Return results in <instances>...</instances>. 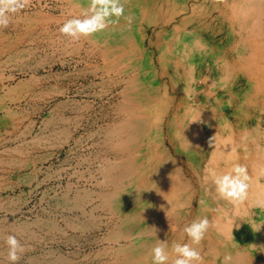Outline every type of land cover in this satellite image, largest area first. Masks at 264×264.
Masks as SVG:
<instances>
[{
	"label": "rangeland",
	"instance_id": "1",
	"mask_svg": "<svg viewBox=\"0 0 264 264\" xmlns=\"http://www.w3.org/2000/svg\"><path fill=\"white\" fill-rule=\"evenodd\" d=\"M89 2L28 0L0 29V235L16 264H152L158 239L172 264L202 216V264L231 243L237 264H264V0H123L130 21L62 35ZM234 163L251 176L240 202L211 180Z\"/></svg>",
	"mask_w": 264,
	"mask_h": 264
},
{
	"label": "clouds",
	"instance_id": "2",
	"mask_svg": "<svg viewBox=\"0 0 264 264\" xmlns=\"http://www.w3.org/2000/svg\"><path fill=\"white\" fill-rule=\"evenodd\" d=\"M27 5L28 0H0V29L7 28L12 23L13 17ZM122 17L130 21V17L125 16L123 0H90L80 16L65 20L58 31L72 40H79L81 37L87 38L103 31L109 24L118 23ZM211 180L218 197L228 202L245 200L251 187V176L247 165L241 163H234L230 169L221 173L212 172ZM212 224L207 216H202L186 225L183 231L189 242L172 245V250L176 253L172 264H202L203 256L194 245L201 243ZM7 243L9 260L11 264H16L19 259L18 252L23 250L22 246L15 236H9ZM168 246L167 240H157L151 249L152 264H168ZM231 260L232 256L225 254L222 264H230Z\"/></svg>",
	"mask_w": 264,
	"mask_h": 264
},
{
	"label": "bare ground",
	"instance_id": "3",
	"mask_svg": "<svg viewBox=\"0 0 264 264\" xmlns=\"http://www.w3.org/2000/svg\"><path fill=\"white\" fill-rule=\"evenodd\" d=\"M259 7H260V5H258ZM257 6V7H258ZM264 6V5H263ZM250 10V9H249ZM248 10V11H249ZM249 13V12H248ZM259 13V12H258ZM247 14V13H246ZM261 15H262V13H261ZM260 15V16H261ZM258 16V15H257ZM259 16V17H260ZM261 18V17H260ZM255 20H257V19H255ZM254 20V23H256V21ZM261 20V19H260ZM258 21V20H257ZM262 22V21H261ZM259 23V22H258ZM257 24V23H256ZM260 24V23H259ZM255 25V24H254ZM254 25H253V27H254ZM256 27H259L258 25L256 26ZM255 28V27H254ZM260 30V29H259ZM248 35H250V34H248ZM258 35H260V34H258ZM257 35V36H258ZM259 37V36H258ZM255 58H256V56H255ZM105 133V132H104ZM110 134V133H109ZM119 137V136H118ZM108 138V137H107ZM106 138V139H107ZM120 138V137H119ZM111 140V139H110ZM105 141V140H104ZM103 141V142H104ZM112 141V140H111ZM116 141V140H115ZM107 142V141H106ZM105 142V143H106ZM120 142V141H119ZM123 142V141H122ZM223 142V141H222ZM104 143V144H105ZM118 143V142H117ZM109 144V143H108ZM121 145V144H120ZM109 146V145H108ZM122 146V145H121ZM105 149V148H104ZM103 149V150H104ZM111 149H112V147H111ZM110 149V150H111ZM13 150V149H12ZM124 150V149H123ZM109 151V150H108ZM13 153H15V151L13 152ZM109 153V152H108ZM130 155V154H129ZM11 156V155H10ZM109 156V155H108ZM119 157V156H118ZM2 158V157H1ZM106 158H108V157H106ZM121 158V157H120ZM100 159H101V157H100ZM103 159V158H102ZM101 159V161H103ZM104 159H105V157H104ZM123 159V158H122ZM108 160V159H107ZM2 162H3V160H2ZM5 162V161H4ZM103 162H105V161H103ZM0 163H1V161H0ZM105 165V164H104ZM103 172V171H102ZM101 173V172H100ZM112 174V173H111ZM124 178V177H123ZM130 179H132V178H130ZM119 182V181H118ZM106 184V183H105ZM107 185V184H106ZM74 189V188H73ZM100 190V189H99ZM252 191H254V190H252ZM74 192V191H73ZM95 192V191H94ZM102 196V195H101ZM100 198V197H99ZM76 199L77 200H80L81 199V197H76ZM163 200V199H162ZM2 203V202H1ZM165 204V203H164ZM235 204H237V203H234V205ZM236 206V205H235ZM234 206V207H235ZM105 208V207H104ZM100 209V208H99ZM236 209H238V206H237V208ZM234 210V213L235 212H237V210ZM89 212V211H88ZM20 213V212H19ZM234 213H232V214H234ZM93 214V213H92ZM107 216V215H106ZM109 216V215H108ZM74 217V216H73ZM88 218V217H87ZM79 219V218H78ZM110 219V218H109ZM112 219V218H111ZM116 221V220H115ZM227 223H229L228 222V218H227ZM230 221V220H229ZM8 224V223H7ZM114 225V224H113ZM24 226V225H23ZM61 226H63V225H61ZM65 228V227H64ZM12 229V228H11ZM76 229V228H75ZM13 230H15V229H12V231ZM77 230V229H76ZM100 230V229H99ZM222 230V229H221ZM23 231V230H22ZM89 231V230H88ZM104 231H106L105 229H104ZM109 231V230H108ZM156 231H162L161 229H159V230H155L154 231V233H158V232H156ZM90 232H92V231H90ZM89 232V233H90ZM95 232V231H94ZM100 232H101V230H100ZM23 233H24V231H23ZM65 233V232H64ZM71 233V232H70ZM73 233V232H72ZM76 233V232H75ZM102 233V232H101ZM257 233V235H259V236H261V234H264V225L262 226L261 225V230L259 231V232H256ZM84 234V233H83ZM91 234V233H90ZM44 236V235H43ZM106 236H108V235H106ZM4 237H8V234H6V233H4V236L3 235H0V239H2V238H4ZM8 240V239H7ZM60 240V239H59ZM99 240V239H98ZM43 241V240H42ZM101 241H103V240H100V242ZM105 242H108L107 240H105ZM112 242V241H111ZM111 242H108V243H111ZM115 242H117V241H115ZM104 243V242H103ZM114 243V242H113ZM2 244V243H1ZM99 244V243H98ZM115 244V243H114ZM120 244V243H119ZM26 245V244H25ZM48 245V244H47ZM2 246V245H1ZM35 246V245H34ZM37 246V245H36ZM86 246V245H85ZM92 246V245H91ZM94 246V245H93ZM141 248H146L147 246H146V244H141ZM4 247H6V246H4ZM53 247V246H52ZM68 247H69V245H68ZM117 247V246H116ZM212 247V244L210 245V248ZM78 248H79V246H78ZM92 248V247H91ZM98 248V247H97ZM102 248H105L104 246L102 247ZM101 248V249H102ZM115 248V247H114ZM141 248H139V249H141ZM23 249V248H22ZM80 249V248H79ZM110 249V248H109ZM224 249L226 250V254H230L231 256H232V260L230 261V264H237V263H242V261L244 260V258L246 257V255H245V253H243L242 251H240L239 249H238V245L237 244H235V243H231L229 246H225L224 247ZM8 250L9 249H2V248H0V257H1V259H0V261H2L3 259V262L5 261V262H7V261H9V253H8ZM64 250V249H63ZM68 250V249H67ZM108 250V249H107ZM96 251H97V249H96ZM95 251V252H96ZM20 253L22 252L23 253V250L22 251H19ZM18 252V253H19ZM28 252V251H27ZM41 252V251H40ZM87 253H89V252H87ZM26 254H28V253H26ZM90 254V253H89ZM86 255V254H85ZM91 256V255H90ZM119 257H122V256H119ZM89 258V257H88ZM87 260V259H86ZM105 260V259H104ZM103 260V261H104ZM81 262V261H80ZM79 262V263H80ZM85 262V261H84ZM223 262V261H222ZM64 263H66V259H64L63 257H59V259H52V260H45V257H31L30 259H28L27 260V262L25 263V264H64ZM78 263V264H79ZM93 263V262H92ZM1 264V263H0Z\"/></svg>",
	"mask_w": 264,
	"mask_h": 264
}]
</instances>
